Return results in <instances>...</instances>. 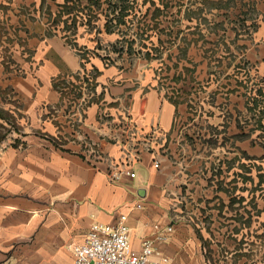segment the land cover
Wrapping results in <instances>:
<instances>
[{"label": "rangeland", "instance_id": "1", "mask_svg": "<svg viewBox=\"0 0 264 264\" xmlns=\"http://www.w3.org/2000/svg\"><path fill=\"white\" fill-rule=\"evenodd\" d=\"M42 30L86 61L149 64L185 105L160 149L166 167L178 166L181 218L208 264H264V0H0L3 71H22L17 57L31 56L28 39ZM96 74L89 64L55 83L63 104L47 114L70 138ZM21 104L0 87V143L29 130Z\"/></svg>", "mask_w": 264, "mask_h": 264}, {"label": "crops", "instance_id": "2", "mask_svg": "<svg viewBox=\"0 0 264 264\" xmlns=\"http://www.w3.org/2000/svg\"><path fill=\"white\" fill-rule=\"evenodd\" d=\"M27 45L31 56L17 57L22 71L0 67V87L13 89L29 126L18 143H0V264H70L72 246L92 222L114 224L122 213L131 248L153 236L155 223L171 225L155 242L165 264H208L178 210V166L166 167L160 150L176 135L184 103L166 94L140 59L107 63L96 54L86 61L44 30ZM89 64L97 74L88 97L98 98H88L70 138V127L60 129L47 111L63 104L56 81ZM56 133L62 143L50 139Z\"/></svg>", "mask_w": 264, "mask_h": 264}, {"label": "built area", "instance_id": "3", "mask_svg": "<svg viewBox=\"0 0 264 264\" xmlns=\"http://www.w3.org/2000/svg\"><path fill=\"white\" fill-rule=\"evenodd\" d=\"M154 166H159L155 161ZM136 207L142 203L137 202ZM126 214H120L114 224L94 221L89 226L82 242L72 246L70 264H165L168 257L155 247V242L165 240L164 231H171L168 225L161 229L155 223L152 237L142 240L141 248H131L129 243V228L126 224Z\"/></svg>", "mask_w": 264, "mask_h": 264}]
</instances>
